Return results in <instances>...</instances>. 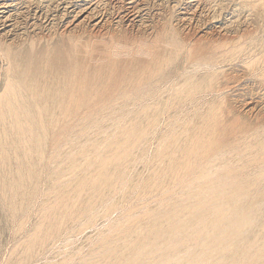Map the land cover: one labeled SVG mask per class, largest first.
I'll return each instance as SVG.
<instances>
[{"label": "rangeland", "instance_id": "1", "mask_svg": "<svg viewBox=\"0 0 264 264\" xmlns=\"http://www.w3.org/2000/svg\"><path fill=\"white\" fill-rule=\"evenodd\" d=\"M91 10H94L93 14ZM0 11L2 16L0 46L8 44L14 53L21 51L20 54H24L28 49L31 50L29 47L32 46L33 53L39 54L41 51L43 54L48 48L52 55L54 53V59L60 58L71 52L70 36L79 38L77 56L80 61H85V65L90 64H87L89 69H94L97 57L98 60H102L104 56H108V46L112 41L126 46V49L134 50L141 47L152 52L150 56L146 54L123 56L119 58L117 64L115 63L117 76L124 73L123 68L126 67V72L131 71L132 75H137L133 83L136 82V78L140 77L142 80L146 78V81L144 79L136 83L139 86L141 84L139 91L133 92L137 85L134 87L132 84L133 88L130 84H123L128 85L132 92L127 86L128 92L126 91V95L122 97L121 94L124 92L120 91H125L126 86L104 84L108 88L111 86L109 92L107 87L102 86L103 83L98 85L104 87L101 88V91L105 89L103 93L106 90L107 93L103 95L101 92L102 96L96 97L94 104L92 102L90 105L92 109L96 108L94 112L98 111L94 115L95 119L87 123L82 120V116H85L82 111L88 110L86 106H82L78 111L80 113L77 114L79 117H68L71 120L59 131L62 135L58 142L56 143L54 139L46 147L47 169H58L57 177L63 179L68 177L70 171L66 168L63 157L73 148L79 149L81 145H88L93 141L100 142L99 144L103 146L107 135L116 133L122 137L117 132L118 129L127 130L137 124L142 133L137 141H134L136 142L132 145L134 148L127 154L122 165L127 183L124 186L122 182L115 181L113 184L117 190L109 194L118 206L107 215L103 214L104 208L101 205L95 204V216L89 226L83 224L84 221L81 219L83 216L74 211L75 220L79 221L66 217L62 219L59 232L49 236L41 250L39 249L41 246H38V251L36 247L35 254L33 251L30 256V262L25 260L27 264H80L79 262L88 256L95 260L88 259L97 261L99 259L94 256L97 255V247L100 244H109L104 240V232L109 230L106 227L109 221H114L115 229H120L121 224L125 222L137 226L141 220L147 218L146 209L158 211L166 208L180 193L178 189L177 192L173 190L176 186L173 179L172 183L175 186L166 183L171 179L164 180L165 183L152 181L151 175L155 169L164 165L163 161L156 158L157 144L161 141L162 134L170 131H176L181 135L179 139H182L184 133H189L191 128L201 124L199 118L202 114L212 115L217 119H215L217 123L213 124V130L217 132L220 141L239 145V152L243 153L236 157L235 161L232 160L233 168L235 166L234 169L238 172L233 171L236 174L232 177L233 180H244L248 178V174H252L249 175L250 178L254 174L258 179L261 176L257 177L259 174L257 169L258 164H263L261 163L263 158L259 156L263 157L264 150L259 156L256 155L259 157L258 163H255L258 161L256 157H254L256 159L251 157L257 153L259 141L264 142V0H0ZM85 13L87 17L83 19L82 25H78ZM90 13L93 17L88 15ZM175 40L183 45L182 52H178L176 56H174L176 51H172V43ZM200 52L206 54L207 61H203L206 57ZM199 54L203 55H200V58L204 57L201 58V62ZM208 54L212 55L211 63L208 61ZM62 57L58 60L63 61L65 57ZM81 58L86 60L90 58L91 61L93 58V63ZM160 61L162 66H158ZM5 66L6 60L0 51V90L4 82ZM147 66L152 71L148 75L144 73L150 72L148 69L141 72ZM102 69L99 67V70ZM133 70L136 74H133ZM139 72L144 78L138 74ZM147 78H150L148 82ZM188 80L198 84V88L191 90ZM96 81L101 83V79ZM119 88L123 90L119 91ZM113 93L114 97L111 95ZM118 93L121 96L118 95L117 98ZM106 95L110 98L108 99ZM110 102L117 105L113 106V103L111 107ZM84 126L85 129L89 126L88 130H84ZM183 140L184 138L178 140L177 144L184 143ZM170 148L173 151V144ZM55 154L63 158L59 157L61 162L54 160ZM174 154L178 155V152L175 151ZM238 168L242 172L238 171ZM43 175L45 178L42 176L43 179L38 185L39 192L31 195L29 209L22 218L21 214L12 217L7 211L5 203L7 201L4 198L2 202L4 194L0 185V264H14L17 257L18 259L22 257V253L24 254L22 241L30 233L28 231H32L33 226L41 221L39 209L43 207L42 204H51L55 200L53 193L49 194L48 178ZM239 176L241 178H238ZM150 177L149 187L143 188V183ZM261 177L264 179L263 175ZM259 181L261 188L264 180ZM130 184H137L139 187L134 192ZM254 187L256 186L250 188L252 191L249 190L251 193L248 192L247 198L255 194ZM170 189L174 191V195L168 194L172 193ZM249 199L246 202H250ZM69 207L74 210L78 206L70 203ZM156 255L155 252H147L145 257L149 258L152 264ZM135 260L141 261L139 258ZM167 264L172 262L169 261Z\"/></svg>", "mask_w": 264, "mask_h": 264}, {"label": "bare ground", "instance_id": "2", "mask_svg": "<svg viewBox=\"0 0 264 264\" xmlns=\"http://www.w3.org/2000/svg\"><path fill=\"white\" fill-rule=\"evenodd\" d=\"M91 9L94 8L91 7ZM93 11L91 10V13ZM91 13L88 15L91 16ZM86 17L87 14L83 15L78 25H82L83 19ZM78 25L76 24L77 28ZM78 39L70 36L71 52H64L63 57L67 56L63 61L58 60L59 57L54 59V53L52 55L48 48L43 54L41 51L36 54L32 52V46H30L31 50L28 49V52L22 53V55L20 54L21 51L14 53L8 44L0 46L1 54L6 60L5 77L0 90V185L4 194H2L4 196L2 202L5 198L7 211L12 217L21 214L22 218V215H26L29 209L31 195H36L39 192L38 185L45 178L43 174L48 178L49 194L53 193L55 199L51 204H42L43 207L39 209L41 221L38 225L33 226L32 231H28L30 233L22 241L24 254L21 252L22 257L20 256V259L17 257V262L14 264L30 262L29 259L33 251L35 254L38 251V246H41L39 248L41 250L45 240L59 232L62 219L65 217L76 219L74 211H77L79 216H83L80 217L84 221L83 224L89 226L93 223L92 220L95 216V204L104 208L103 214L108 215L112 209L115 210L118 205L112 201L109 194L117 190L113 184L115 181L126 185L122 165L127 154L134 148L132 147L136 143L134 141H137L136 139L142 133L136 124L127 130L118 129L117 132L122 137L117 136L116 133L107 135L103 146L100 145V142L99 144L93 141L88 145H81L79 149L73 148L68 152V155L63 157L64 159L55 154L54 160L58 161L61 157L63 162H66V168L70 170L66 178L57 177L58 169H47L45 162L47 144L54 139L56 143L58 142L62 135L59 131L71 120L68 117H79L77 114L80 113L78 111L82 109V106H86L85 108L88 110L83 109L82 113L85 116H82L81 119H84L86 123L95 119L94 115L98 111L94 112L96 108L92 109L90 105L96 97L102 96L101 92L105 89L101 91V88L105 86L104 84L107 86L117 84L119 87L123 84H134L135 87L140 80L141 82L144 79L146 81V78L139 72L138 74L144 79L136 78V82L133 83L137 75H132L131 71L126 72V67L123 68L124 73L120 74V72V75L117 76L115 65L123 56L128 55L129 57L131 55L133 57L136 54L150 56L151 51L148 52L141 47L134 48V50L132 48L126 49V46L112 41L108 46V56H104L102 60H98V57L95 58V65L92 64L94 69H89L88 65L90 64L85 65V61H80L77 56ZM172 47V51H176L174 56L178 52H182L181 47L183 45L181 42L173 41ZM201 54H199V58ZM208 58L211 63L212 55H209ZM89 59L86 61L90 62ZM91 59L93 61V58ZM156 59L158 61V58ZM156 59L155 62L157 63ZM206 59L207 57L203 61ZM163 60L162 62H164ZM193 61L195 63V60ZM201 61L202 59L199 62ZM162 62L160 61L158 66H162ZM202 65L204 66V64ZM99 67L100 69L103 67V69L99 70ZM148 68V66L141 68L143 70L141 72ZM148 70L150 72H144L147 75L152 73L150 69ZM133 74H136V71ZM96 78L101 79V83H97ZM149 80L150 78H147V82ZM188 82L190 81L188 80ZM102 83L103 85L98 87ZM191 83H189L191 90L195 87L198 88V84ZM128 85L123 86H126V89ZM140 86L138 84L134 88L132 85L133 92L139 91ZM110 88H108L109 92ZM114 88L115 86H113ZM127 89L131 91L129 86ZM127 89L120 91L124 92L121 94L122 97L128 92ZM104 93L102 92L103 95H105ZM114 93L111 95L113 96ZM118 95L120 94H117V98ZM110 103L112 107L114 102ZM115 105L117 104L114 103L113 106ZM144 108L146 109V107ZM154 117H152L153 121H155ZM200 118L201 124L199 123V126L197 125L193 129L189 128L190 125L188 126L190 132L184 133V137H182L184 143L177 144L178 140H182L179 139L181 135L176 131H170L163 133V136L161 135V141L158 142L155 150L156 158L164 162V168L161 166L162 169L161 167L157 169L158 166L155 169L153 176L151 175L152 181L165 183L164 180L171 179L170 182L166 183L174 185L172 182L175 181L176 186L174 185L173 190L177 192L178 189L180 194L175 196L162 210L146 209L147 218L141 220L137 226L128 225L125 222L121 224L120 229H115L114 221H109V225L106 226L109 230L104 232L105 238L103 236L109 244H100L96 251L98 256L93 254L99 260H90L93 257L88 256L90 259L83 258L79 262L80 264H151L150 259L145 257L147 252L157 254L152 260V264H167L169 261L172 264H264V190L262 188L264 183L261 186L262 189L259 187V179L264 180L261 177L262 175L264 177V154L263 157L259 156V153L261 154V151L264 150V142L259 141L257 153L251 157V159H256V155H258L263 158L262 161L260 160L263 164H258L259 168L257 169L259 173H257V177L261 175V178L254 177L256 175L254 174L251 179L249 175L252 174H248L249 179L234 181L232 177L236 174L233 171L236 170L237 172V169H234L235 166L233 168L232 160L235 161L236 157L243 155L239 152V145L237 146L232 142L223 143L219 140L217 132L213 130V124L217 121L212 115L202 114ZM88 128L85 129L84 126V130H88ZM172 144L173 151L171 148L169 149ZM177 145L178 147H176ZM175 151L178 152V155L174 154ZM259 157L257 158L258 161L254 160L255 163L259 162ZM45 166L46 169L44 170ZM258 166L255 165V167ZM243 169L245 170L244 166ZM151 177L143 183V188L149 187ZM253 186H256L254 187L256 192L253 196L250 194L249 199L247 194L250 192L249 190L252 191L250 188ZM130 187L135 192L139 185L130 184ZM169 187L171 188V186ZM173 190L170 189L172 193L168 194L174 195ZM247 199L250 202H246ZM70 203L78 207L71 210ZM261 230L262 233H260ZM18 245L20 244L18 243ZM36 247L37 250L35 251ZM32 257L34 258L35 255ZM136 258L141 261L136 262Z\"/></svg>", "mask_w": 264, "mask_h": 264}]
</instances>
